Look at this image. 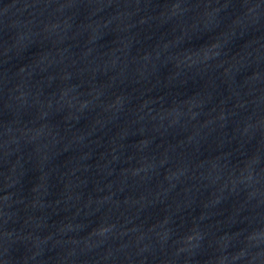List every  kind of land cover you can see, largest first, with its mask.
I'll return each instance as SVG.
<instances>
[{"label": "water", "instance_id": "95a60500", "mask_svg": "<svg viewBox=\"0 0 264 264\" xmlns=\"http://www.w3.org/2000/svg\"><path fill=\"white\" fill-rule=\"evenodd\" d=\"M0 264H264V0H0Z\"/></svg>", "mask_w": 264, "mask_h": 264}]
</instances>
